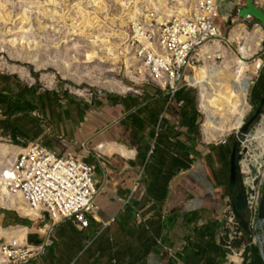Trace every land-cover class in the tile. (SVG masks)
<instances>
[{"label":"crops","instance_id":"0c3cea01","mask_svg":"<svg viewBox=\"0 0 264 264\" xmlns=\"http://www.w3.org/2000/svg\"><path fill=\"white\" fill-rule=\"evenodd\" d=\"M238 2L219 0L218 25L225 36L233 26L224 19L241 24L234 15L243 8ZM256 3L264 7V0ZM238 34L243 42L249 35L238 25L229 39ZM250 35L247 57L255 47L260 51L264 29L255 27ZM257 62L262 69L260 65L252 83L246 75L236 84L239 93L228 92L232 98L246 96L249 118L264 99V52ZM23 78L28 76L22 72H0V137L17 141L12 148L0 144V159L10 168L30 145L77 157L95 168L98 210L87 215L88 227L74 218L54 222L45 211L33 213L19 194L0 192V247L14 240L32 251L22 264L232 261L223 213L232 205L229 176L235 137L211 141L203 136L199 97L195 102L189 97L193 89L170 95L145 87L80 101L37 89ZM253 264H259L254 255Z\"/></svg>","mask_w":264,"mask_h":264},{"label":"rangeland","instance_id":"374dc122","mask_svg":"<svg viewBox=\"0 0 264 264\" xmlns=\"http://www.w3.org/2000/svg\"><path fill=\"white\" fill-rule=\"evenodd\" d=\"M164 3V0H0V72H22L28 76L23 80L36 83L37 89L56 90L65 98L71 96L80 101L100 94H126L153 87L133 81L134 63L126 44L130 22L136 18L139 9L145 4L157 8ZM238 25L241 24H235L227 32L228 47L220 48L224 60L216 64L227 66V73L221 77L225 87L220 92L229 99L228 92L237 87L232 80L238 82L247 75L252 83L257 75L246 73V67L236 64L237 57H241L236 37L243 45L245 43L239 38L240 34L230 39L229 35ZM254 29L250 25L246 30L251 34ZM249 46L251 51L252 45ZM256 48L250 57H246L247 67L261 61L264 42L260 51ZM234 92L239 93V90ZM197 96L198 90H190L191 101L195 102ZM245 98L233 96L231 105H239V115H222L226 133L219 139L211 137V141L235 137L241 128L238 117L242 123L248 122ZM219 109L223 111L221 104ZM0 138L9 141L2 140L0 144L16 147L14 139ZM6 163L0 159V175L8 170ZM252 252L256 260L261 259L257 246Z\"/></svg>","mask_w":264,"mask_h":264},{"label":"built area","instance_id":"2783aa9c","mask_svg":"<svg viewBox=\"0 0 264 264\" xmlns=\"http://www.w3.org/2000/svg\"><path fill=\"white\" fill-rule=\"evenodd\" d=\"M164 2L157 8L145 4L130 22L128 46L133 55V81L170 95L182 88L197 91L186 78L206 63L221 64L224 55L217 45L228 47L227 36L218 25L219 0ZM244 5L245 0H239L238 6ZM238 19L246 29L250 25L262 27L256 20ZM224 22L236 24L230 18ZM94 171L77 157L57 156L39 145H30L17 156L9 174L0 177V189L6 185L13 194L20 192L30 210L47 212L54 222L74 218L88 227L87 215L98 210L95 199L99 188L93 182ZM242 174L250 183L245 166ZM223 214L226 245L233 256L228 264H253L255 244L246 238L232 205ZM31 256L32 251L14 240L0 247L2 264H22Z\"/></svg>","mask_w":264,"mask_h":264},{"label":"water","instance_id":"95a60500","mask_svg":"<svg viewBox=\"0 0 264 264\" xmlns=\"http://www.w3.org/2000/svg\"><path fill=\"white\" fill-rule=\"evenodd\" d=\"M242 20H256L264 29V7L256 0H245L243 8L237 11ZM259 129H264V99L256 112L236 133L230 158L229 192L234 214L242 231L257 246L264 264V157L254 142ZM246 167L250 183L244 181L242 168Z\"/></svg>","mask_w":264,"mask_h":264},{"label":"bare ground","instance_id":"6f19581e","mask_svg":"<svg viewBox=\"0 0 264 264\" xmlns=\"http://www.w3.org/2000/svg\"><path fill=\"white\" fill-rule=\"evenodd\" d=\"M239 35V34H238ZM237 35V36H238ZM252 35H247V37L244 39V45L238 41V37H236L235 41L237 40L238 42L236 43L239 47V54L241 57H237L236 59V64L239 65L240 67H246L248 66L245 62L246 57L248 56L250 52V46H249V41L251 39ZM129 38V35H128ZM128 45V42L126 44V47ZM129 48V46H128ZM217 48L220 51V48H223L220 44L217 45ZM111 53V52H110ZM116 59V58H115ZM132 60H133V55H132ZM260 61V60H259ZM261 63L257 62L253 67H247L250 71L251 74H256L257 70L259 69ZM227 66H221L218 67L214 63H206L203 66H199L195 68L194 74L191 77H187L186 80L193 86L195 87L198 92H199V107L201 105L200 110L203 111V115L206 118L205 123L203 126V133L207 139H211V137L214 138H222L224 134L226 133L225 127L223 125V120L220 118L222 115L225 114H230L235 117L239 115V105H231L232 101V96L229 94L230 99L225 97V94L220 92V89L224 88L225 85L223 84L222 81V76L227 73ZM232 77V76H231ZM234 86H236L235 82L236 80H232ZM233 87V86H232ZM233 90H237L236 87H233ZM249 91V90H248ZM248 93V92H247ZM200 95H201V101H200ZM221 106L223 107V111L221 112V109H219ZM237 123L239 127L243 126V123L241 121V117L237 118ZM255 143L259 145L260 153L256 155V159H261L264 157V129H259L255 140ZM16 160V159H15ZM14 160V162H15ZM13 162V165H14ZM13 165L6 170L1 176H4V174L8 175L10 169L13 167ZM0 192H6L9 195H17L19 194L21 197L22 195L20 192H17L16 194H13L10 192V190L7 188V186H3L2 189H0ZM24 203L25 200L22 197ZM12 204L13 200H12ZM26 205V203H25ZM27 206V205H26ZM28 208V207H27ZM29 209V208H28ZM32 211V210H31ZM33 213L35 211H32ZM36 213V212H35ZM38 214V213H37ZM35 215V214H34Z\"/></svg>","mask_w":264,"mask_h":264},{"label":"trees","instance_id":"16d2710c","mask_svg":"<svg viewBox=\"0 0 264 264\" xmlns=\"http://www.w3.org/2000/svg\"><path fill=\"white\" fill-rule=\"evenodd\" d=\"M0 105H1V104H0ZM258 263H259V264H262V260H261V259H259V260H258Z\"/></svg>","mask_w":264,"mask_h":264}]
</instances>
